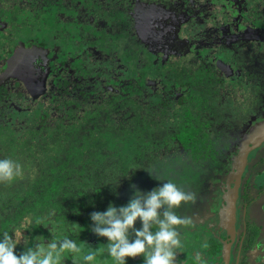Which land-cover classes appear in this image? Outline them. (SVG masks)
Wrapping results in <instances>:
<instances>
[{"label": "flooded vegetation", "instance_id": "obj_1", "mask_svg": "<svg viewBox=\"0 0 264 264\" xmlns=\"http://www.w3.org/2000/svg\"><path fill=\"white\" fill-rule=\"evenodd\" d=\"M19 53L23 79L9 70ZM181 100L200 101L212 151L187 174L198 184L179 214L189 222L176 226L175 264H264V225L248 211L264 192V141L255 145L264 136V0H0L3 133L25 141L37 130L45 147L50 137L64 144L127 111L162 122ZM224 200L235 227L214 236Z\"/></svg>", "mask_w": 264, "mask_h": 264}, {"label": "trees", "instance_id": "obj_2", "mask_svg": "<svg viewBox=\"0 0 264 264\" xmlns=\"http://www.w3.org/2000/svg\"><path fill=\"white\" fill-rule=\"evenodd\" d=\"M185 103L181 100L174 106L173 115L164 111V119L159 120L162 122L152 120L149 114L141 119L127 111L119 124L109 121L101 130L76 131L63 137L67 141L64 144H60L61 139L50 137L46 147L37 130L25 141L15 132L0 131V159L9 157L23 167L21 177L0 183V233L12 234L19 250L36 242L45 247L41 241L44 238L52 241L65 237L74 240L85 253L104 250L106 238L91 232L89 214L105 210L110 202L117 206L126 204L134 192L132 185L144 191L153 188L159 182L147 171L161 181L172 180L182 191L189 192L198 181L187 178V174L195 173L194 161L201 156L207 159L212 149L207 134L201 131L203 117L197 110L200 101ZM134 108L132 105L131 110ZM120 124L122 127L117 129ZM170 126L173 130L162 132L159 142L170 141L173 147L162 148L155 135ZM185 154L194 164L186 162ZM88 189L94 191L85 192ZM183 207L184 203L174 209L178 216L183 214ZM62 258L67 262L76 259L71 253ZM94 264L113 261L105 251Z\"/></svg>", "mask_w": 264, "mask_h": 264}, {"label": "clouds", "instance_id": "obj_3", "mask_svg": "<svg viewBox=\"0 0 264 264\" xmlns=\"http://www.w3.org/2000/svg\"><path fill=\"white\" fill-rule=\"evenodd\" d=\"M147 172L159 182L153 188L144 191L132 185L134 192L126 204L117 206L110 202L105 210L89 214L91 232L106 238L104 250L85 253L67 237L49 241L45 247L36 244L19 250L14 236L4 231L0 233V264H60L67 253L79 257L82 264H94L105 251L113 264H128L129 258L138 256L143 264H175L176 250L181 247L176 226L189 221L178 216L174 209L195 196L182 191L172 180L161 181L152 171ZM22 175L19 162L9 157L0 159V183H11ZM89 190L94 191L85 192Z\"/></svg>", "mask_w": 264, "mask_h": 264}, {"label": "rangeland", "instance_id": "obj_4", "mask_svg": "<svg viewBox=\"0 0 264 264\" xmlns=\"http://www.w3.org/2000/svg\"><path fill=\"white\" fill-rule=\"evenodd\" d=\"M182 69V68H181ZM181 69L179 72H181ZM181 74L183 75L184 73L181 72ZM178 75L179 79H182V75ZM264 141V136L257 138L256 141V146L261 144ZM254 145V146H255ZM237 165L234 166V168ZM233 168V169H234ZM235 173V172H234ZM258 182V181H257ZM259 197L255 198L254 201L255 203L251 204L249 206L248 211H250V216L252 217L253 221L255 223H260L261 225H264V210L259 209V202H261L262 200H264V192L259 193L258 194ZM257 200V201H256ZM231 202H225V200L222 202L220 210H219V214H218V223L214 226L213 229H210V233L212 232V234L215 236H218L221 232H224V230H227L229 227L228 225L231 226V228L235 227V221L234 218H231V214H230V209L232 208ZM228 227V228H227ZM227 228V229H225ZM264 228V227H262ZM263 231V229H262ZM19 235L18 233H16V236ZM20 238V236H18V239ZM34 247V244L32 245Z\"/></svg>", "mask_w": 264, "mask_h": 264}, {"label": "water", "instance_id": "obj_5", "mask_svg": "<svg viewBox=\"0 0 264 264\" xmlns=\"http://www.w3.org/2000/svg\"><path fill=\"white\" fill-rule=\"evenodd\" d=\"M21 59H22L21 53L16 54V56L12 59V63L15 62L14 66H10L9 70L11 71V73H13V75H16L19 78L23 79L21 68H17L16 67L17 65H15L18 61H21Z\"/></svg>", "mask_w": 264, "mask_h": 264}]
</instances>
